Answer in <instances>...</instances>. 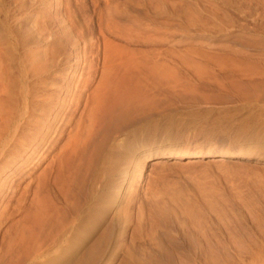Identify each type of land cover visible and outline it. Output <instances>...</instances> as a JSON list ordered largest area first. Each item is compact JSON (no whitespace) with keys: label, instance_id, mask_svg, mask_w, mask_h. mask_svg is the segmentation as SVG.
Returning a JSON list of instances; mask_svg holds the SVG:
<instances>
[{"label":"rangeland","instance_id":"rangeland-1","mask_svg":"<svg viewBox=\"0 0 264 264\" xmlns=\"http://www.w3.org/2000/svg\"><path fill=\"white\" fill-rule=\"evenodd\" d=\"M261 36V0H0V52H15L14 69L34 52L50 65L48 77L92 70L91 94L130 56L146 91L137 92L145 102L133 108L132 128L115 133L132 182L121 192L137 196L122 219L105 210L85 240L54 244L71 217L62 194L49 196L37 178L49 158L6 182L14 186L0 198V264H264ZM57 171L50 180L63 191ZM37 200L58 215L56 226L37 221Z\"/></svg>","mask_w":264,"mask_h":264},{"label":"bare ground","instance_id":"bare-ground-1","mask_svg":"<svg viewBox=\"0 0 264 264\" xmlns=\"http://www.w3.org/2000/svg\"><path fill=\"white\" fill-rule=\"evenodd\" d=\"M13 40L11 48L16 50V36ZM260 42L263 48L264 36ZM13 53L9 52L7 57L0 52V174L4 171L6 176L0 182V198H4L5 187L14 177H26L52 158L37 178L42 180L49 196L56 198L57 192L63 196L62 214L65 219L71 217V223L54 237L53 243L69 247L75 244V238L83 241L93 234L100 225L97 223L103 211L117 208L118 217L122 219L123 211H127L137 198L129 195L130 187L121 192L120 188L132 182L130 175L120 169L118 154L122 153L123 144L116 142L115 133L132 128L133 108L145 102H140L143 96L137 92H146L143 91L145 87H139L141 78L130 56L118 62L120 70L111 64L93 92L87 94L95 83L97 72H87L82 67V73L75 71L69 77L61 69L48 77L50 65L43 56L34 52L19 55L14 69ZM68 59L63 57L57 62L63 66ZM109 59L110 56L107 61ZM114 59H111L113 63ZM50 62L57 64L56 59ZM76 74L80 78L77 83L62 82L68 78L71 81ZM61 143L62 152L56 156L54 152ZM145 160L146 156L141 170ZM55 166L57 179L63 182V191L56 190L57 186L50 180ZM140 174L142 176V171ZM8 180L10 183L6 184ZM42 182H39L41 187ZM12 186L14 184L9 188ZM34 215L38 222L49 221L54 226L59 219L58 215L46 213L41 200H37Z\"/></svg>","mask_w":264,"mask_h":264}]
</instances>
